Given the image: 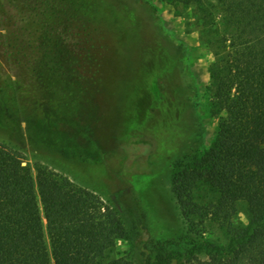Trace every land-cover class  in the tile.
<instances>
[{"label":"trees","instance_id":"trees-1","mask_svg":"<svg viewBox=\"0 0 264 264\" xmlns=\"http://www.w3.org/2000/svg\"><path fill=\"white\" fill-rule=\"evenodd\" d=\"M160 1L190 31L197 29L212 53L206 93L218 117L216 135L205 151L179 164L172 191L193 227L194 218H211L230 242L227 247L207 242L205 260L195 250L189 254L197 264H264V0ZM157 11L149 0H0V79L4 71L13 74L39 100L44 58L58 47L68 50L73 36L98 53L101 40L114 37L100 21L125 28L122 37L136 45L151 39L178 51L182 45L173 44ZM204 189L208 198L197 202ZM240 202L247 207L246 225L234 222ZM143 227L139 222L130 234L121 214L100 195L42 163L33 169L0 142V264L181 262L173 240L144 238ZM126 239L137 260H106Z\"/></svg>","mask_w":264,"mask_h":264},{"label":"rangeland","instance_id":"rangeland-1","mask_svg":"<svg viewBox=\"0 0 264 264\" xmlns=\"http://www.w3.org/2000/svg\"><path fill=\"white\" fill-rule=\"evenodd\" d=\"M149 1L173 44L182 45L178 51L151 39L136 45L122 37L125 28L100 21L114 37L101 40L98 53L73 36L68 50L58 47L44 58L39 100L4 71L0 142L33 169L42 163L100 195L121 214L130 234L142 222L144 238L173 240L183 254L179 264H197L190 250L205 260L207 242L223 247L230 242L211 218L196 217L193 227L172 191L179 164L205 151L216 135L218 117L206 93L212 53L170 4ZM207 198V190L198 191L197 202ZM248 220L240 202L234 222ZM118 256L137 260L131 239L120 240L105 259Z\"/></svg>","mask_w":264,"mask_h":264}]
</instances>
